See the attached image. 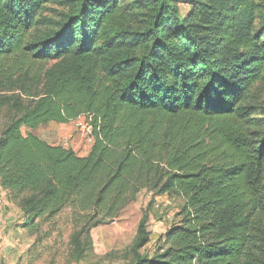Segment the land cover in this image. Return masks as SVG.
<instances>
[{"label":"trees","instance_id":"16d2710c","mask_svg":"<svg viewBox=\"0 0 264 264\" xmlns=\"http://www.w3.org/2000/svg\"><path fill=\"white\" fill-rule=\"evenodd\" d=\"M0 0V188L33 236L65 208L83 258L93 228L143 192L182 205L125 264H264V0ZM180 5L186 10L182 13ZM43 27V28H42ZM86 116V156L23 129ZM263 226V227H262Z\"/></svg>","mask_w":264,"mask_h":264},{"label":"rangeland","instance_id":"374dc122","mask_svg":"<svg viewBox=\"0 0 264 264\" xmlns=\"http://www.w3.org/2000/svg\"><path fill=\"white\" fill-rule=\"evenodd\" d=\"M60 1L45 6L42 17L57 20L64 12ZM132 0H123L129 9ZM182 13L186 10L180 5ZM43 28V27H42ZM251 105L256 119L264 118V83L255 86ZM4 93H0L2 95ZM10 114L0 111V132L10 120ZM86 127H88L86 129ZM50 145H60L84 156L92 143L91 127L86 116L67 124L50 123L36 129H23ZM182 201L151 192H141L113 221L93 228L91 244L83 247L81 260L71 244L73 214L65 208L53 219L41 223L39 233L30 236L22 228L23 214L15 201H10L0 188V264H125L141 218L148 215L150 242L141 252L151 255L164 233L175 223ZM264 226V217L262 220ZM262 226V227H263Z\"/></svg>","mask_w":264,"mask_h":264},{"label":"crops","instance_id":"0c3cea01","mask_svg":"<svg viewBox=\"0 0 264 264\" xmlns=\"http://www.w3.org/2000/svg\"><path fill=\"white\" fill-rule=\"evenodd\" d=\"M91 145H92V143H91ZM91 145H90V147H89V150H90V148H91ZM89 150H88V152H89ZM87 152V153H88ZM77 154V153H76ZM78 156H80V157H84V156H86L87 154H85L84 156H82V155H80V154H77Z\"/></svg>","mask_w":264,"mask_h":264},{"label":"built area","instance_id":"2783aa9c","mask_svg":"<svg viewBox=\"0 0 264 264\" xmlns=\"http://www.w3.org/2000/svg\"><path fill=\"white\" fill-rule=\"evenodd\" d=\"M88 127H86V129H87Z\"/></svg>","mask_w":264,"mask_h":264}]
</instances>
